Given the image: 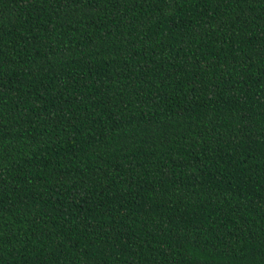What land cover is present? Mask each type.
<instances>
[{
	"label": "trees",
	"instance_id": "16d2710c",
	"mask_svg": "<svg viewBox=\"0 0 264 264\" xmlns=\"http://www.w3.org/2000/svg\"><path fill=\"white\" fill-rule=\"evenodd\" d=\"M0 264H264V0H0Z\"/></svg>",
	"mask_w": 264,
	"mask_h": 264
}]
</instances>
